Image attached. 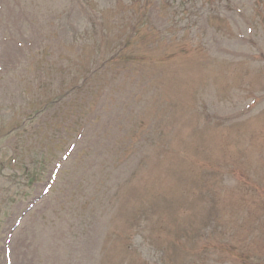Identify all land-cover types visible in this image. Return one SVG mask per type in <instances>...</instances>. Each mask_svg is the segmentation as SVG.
I'll return each instance as SVG.
<instances>
[{
    "label": "rangeland",
    "instance_id": "1",
    "mask_svg": "<svg viewBox=\"0 0 264 264\" xmlns=\"http://www.w3.org/2000/svg\"><path fill=\"white\" fill-rule=\"evenodd\" d=\"M150 1L0 0V264L264 262V0Z\"/></svg>",
    "mask_w": 264,
    "mask_h": 264
},
{
    "label": "trees",
    "instance_id": "2",
    "mask_svg": "<svg viewBox=\"0 0 264 264\" xmlns=\"http://www.w3.org/2000/svg\"><path fill=\"white\" fill-rule=\"evenodd\" d=\"M138 3L140 4V8L138 10L133 9L134 12L130 13L128 16V21L131 23L130 27H126V29L120 30V32H116V29H111L106 35L107 41L111 33H116V38H120V42H118L114 47H112V44H107L108 51L111 52L110 55H107L106 58H104V69H107L106 71L109 72L111 75H119L124 73V77L128 76L132 79H138L139 82H146L149 79H152L154 76V79L156 82L159 80L156 76V71L154 70L157 66L154 59L149 57V53L152 51V49L155 47V41L154 42H148V40L143 39V32H144V19L143 17L146 16V13L148 11V8L152 5L150 0H138ZM111 18V16H109ZM110 25L111 19L107 18ZM106 22V21H105ZM146 26V31L148 33L152 32L154 33V30L152 27ZM170 46H174V42L170 39ZM109 54V53H108ZM175 58L176 56H169L165 61H170ZM191 68V66H189ZM157 78V79H156ZM173 100L171 99V103ZM153 130V128H152ZM151 131V130H150ZM141 133L137 132L135 133V137L140 136ZM138 144L137 140H134L128 145L129 149L134 148ZM152 144H150L149 148H151ZM146 156V153L144 154V157ZM40 173L36 172L34 173V179H37L39 177ZM242 259H246V256H241ZM247 259H252L253 262L258 261L259 257L257 255L253 256L249 255L247 256ZM261 264H264V262H261Z\"/></svg>",
    "mask_w": 264,
    "mask_h": 264
}]
</instances>
